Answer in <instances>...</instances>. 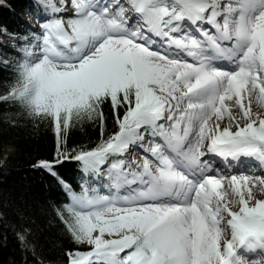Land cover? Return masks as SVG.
<instances>
[{
	"label": "snow or ice",
	"instance_id": "1",
	"mask_svg": "<svg viewBox=\"0 0 264 264\" xmlns=\"http://www.w3.org/2000/svg\"><path fill=\"white\" fill-rule=\"evenodd\" d=\"M36 8L39 30L22 38L0 101L53 125L56 158L36 167L56 176L66 160L81 166L79 190L60 180L67 202L57 216L84 246L66 251L65 264H264V176L210 159L264 167V112L253 111V100L264 108V0ZM86 119L99 122L100 142L68 150V129Z\"/></svg>",
	"mask_w": 264,
	"mask_h": 264
},
{
	"label": "trees",
	"instance_id": "2",
	"mask_svg": "<svg viewBox=\"0 0 264 264\" xmlns=\"http://www.w3.org/2000/svg\"><path fill=\"white\" fill-rule=\"evenodd\" d=\"M37 16L36 0H0V95L16 81L22 38L31 35L26 18L38 21ZM104 112L106 137L114 121L108 105ZM100 140L99 122L86 119L68 129L66 147L90 148ZM9 144L14 151L7 150ZM56 155L57 136L49 120L30 117L17 102L0 101V264H36L33 248L44 264H65L66 251L84 247L74 244L56 212L67 202L60 180L79 190V162L56 165V176L35 166ZM20 233L26 234L27 248Z\"/></svg>",
	"mask_w": 264,
	"mask_h": 264
},
{
	"label": "rangeland",
	"instance_id": "3",
	"mask_svg": "<svg viewBox=\"0 0 264 264\" xmlns=\"http://www.w3.org/2000/svg\"><path fill=\"white\" fill-rule=\"evenodd\" d=\"M59 6V4L57 5ZM27 21L33 26L35 27L36 29H39V22L38 21H35L33 20L32 18L28 17L26 18ZM235 111V110H234ZM253 111L255 112H264V108H262L261 106L257 105L255 103V101L253 100ZM129 159H135L137 161H140L142 159V156L139 155V154H136V155H130L129 156ZM249 159V158H248ZM251 159V158H250ZM242 160V159H240ZM244 163V162H243ZM254 164H256L257 168L259 169H251V171L255 172L257 175H261V176H264V167H261L259 166L255 161H254ZM226 165H227V172L229 174H248L249 170H235V169H232L231 165H228L227 162H226ZM222 170V169H221ZM257 195L259 198H264V195L260 194L258 191H257Z\"/></svg>",
	"mask_w": 264,
	"mask_h": 264
},
{
	"label": "bare ground",
	"instance_id": "4",
	"mask_svg": "<svg viewBox=\"0 0 264 264\" xmlns=\"http://www.w3.org/2000/svg\"><path fill=\"white\" fill-rule=\"evenodd\" d=\"M219 158V157H218ZM216 159V158H215ZM222 159V158H221ZM242 160H239V161H232L231 162V167L232 169H235V170H251V169H259L257 168L256 164H254V161L252 159H248V158H240ZM213 161V160H212ZM244 162V163H243ZM213 164L214 166H219L222 170H227V165H226V162L223 161V159L221 161L219 160H214L213 161ZM251 166V167H250Z\"/></svg>",
	"mask_w": 264,
	"mask_h": 264
}]
</instances>
